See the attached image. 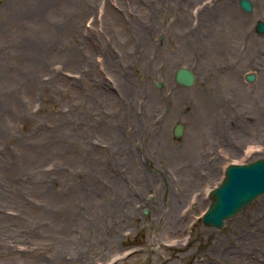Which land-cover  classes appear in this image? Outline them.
Returning <instances> with one entry per match:
<instances>
[{"label":"rangeland","instance_id":"374dc122","mask_svg":"<svg viewBox=\"0 0 264 264\" xmlns=\"http://www.w3.org/2000/svg\"><path fill=\"white\" fill-rule=\"evenodd\" d=\"M251 1L0 0V264H264V195L202 222L264 158Z\"/></svg>","mask_w":264,"mask_h":264},{"label":"water","instance_id":"95a60500","mask_svg":"<svg viewBox=\"0 0 264 264\" xmlns=\"http://www.w3.org/2000/svg\"><path fill=\"white\" fill-rule=\"evenodd\" d=\"M239 5L245 12H253L251 0H239ZM256 31L264 35V21L257 22ZM246 79L252 83L255 75L249 73ZM195 80L196 75L192 70L186 67L176 70L175 81L179 85L191 87ZM183 130V124L178 123L174 128V136L180 138ZM261 195H264V158L247 164L229 165L221 184L209 194L212 204L202 217L204 226L221 229L225 221L232 219Z\"/></svg>","mask_w":264,"mask_h":264},{"label":"bare ground","instance_id":"6f19581e","mask_svg":"<svg viewBox=\"0 0 264 264\" xmlns=\"http://www.w3.org/2000/svg\"><path fill=\"white\" fill-rule=\"evenodd\" d=\"M202 11H200L199 12V16H201L202 15ZM209 19H211V17H209ZM208 19V20H209ZM260 57H262V62H264V53L260 56ZM241 61H242V64L243 65H245L246 63L245 62H247L248 63V61H251L252 62V60L251 59H249V55L247 54L246 55V57H244V58H242L241 59ZM253 63V62H252ZM254 64V63H253ZM230 71H232L233 73H235L234 71V69H231ZM258 74H261V76H262V79H263V83L262 84H264V72H262L261 71V68H259L258 69ZM229 76H232V74H228ZM262 91H264V86H263V88H262ZM264 93V92H263ZM154 103H152V102H150L149 104L146 102V110H148L147 112H148V114L149 113H152V111H153V109L152 108H150L152 105H153ZM234 148L233 147H231V145L229 146V147H227L226 149H225V151L224 152H234Z\"/></svg>","mask_w":264,"mask_h":264}]
</instances>
